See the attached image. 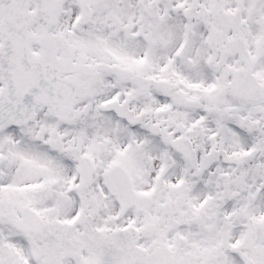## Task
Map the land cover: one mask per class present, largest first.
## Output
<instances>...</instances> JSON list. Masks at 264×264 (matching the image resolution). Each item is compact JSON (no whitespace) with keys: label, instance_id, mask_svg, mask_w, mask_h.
<instances>
[{"label":"snow or ice","instance_id":"6c2138e0","mask_svg":"<svg viewBox=\"0 0 264 264\" xmlns=\"http://www.w3.org/2000/svg\"><path fill=\"white\" fill-rule=\"evenodd\" d=\"M0 264H264V0H0Z\"/></svg>","mask_w":264,"mask_h":264}]
</instances>
